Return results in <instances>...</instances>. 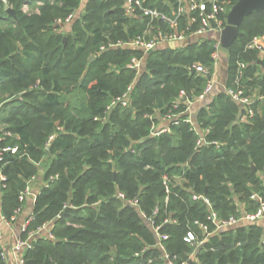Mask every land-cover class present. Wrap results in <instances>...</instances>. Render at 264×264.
Instances as JSON below:
<instances>
[{"label":"trees","instance_id":"16d2710c","mask_svg":"<svg viewBox=\"0 0 264 264\" xmlns=\"http://www.w3.org/2000/svg\"><path fill=\"white\" fill-rule=\"evenodd\" d=\"M165 1L146 4L167 10ZM229 1L231 8L238 0ZM25 4L29 11L23 10ZM82 4L0 0V173L5 176L0 213L7 221L18 216L26 201L22 193L40 178L21 238L44 225H50L53 236L36 235L23 251L25 264H162L163 253L145 216L170 235L165 244L177 256L175 264H264L263 223L214 233L194 259V246L185 241L189 231L205 236L196 221L210 224L207 206L193 193L208 196L219 218L239 216L234 196L252 202V185L261 183L258 174L264 175V113L256 111L241 122L238 103L222 93L199 110L193 125L186 122L187 103L175 105L181 90L192 100L205 91L209 76L191 67L201 62L213 75L216 41L156 49L139 75L127 65L141 51L109 48L142 33L139 21L125 15L124 1ZM9 7L15 18L7 13ZM80 8L65 32L66 18ZM164 26L156 23L155 31ZM263 35L264 9L243 20L229 48L227 86L236 79L238 62H245L241 87L246 96L256 91L264 97V54L247 47ZM131 84V104L112 105ZM158 114L175 116L169 131L151 136ZM207 128L208 140L221 145L197 149L199 133ZM14 147L15 152L5 149ZM165 173L185 180L172 184L167 203ZM134 199L138 206L127 203ZM0 264H7L1 242Z\"/></svg>","mask_w":264,"mask_h":264},{"label":"built area","instance_id":"2783aa9c","mask_svg":"<svg viewBox=\"0 0 264 264\" xmlns=\"http://www.w3.org/2000/svg\"><path fill=\"white\" fill-rule=\"evenodd\" d=\"M147 0H124V10L125 15L127 17L136 18L143 25L141 29L142 33L138 34L132 39L128 41H119L116 44H110L109 48H120V49H135L142 52L141 57L134 56L130 62L128 63V68L136 71L139 75L145 71L146 69V60L148 56L149 50L157 49L161 44L164 43H177L181 44L188 38L194 37H203L209 34H218L220 33L225 26L227 25V15L229 13L230 1L229 0H173V1H165L167 10H162L158 7H152L146 4ZM41 2H37V5H40ZM30 6L25 4L23 6L24 11H29ZM73 18V14H70L66 20L65 24L71 22ZM156 23H163L164 27H159L155 31ZM264 36V35H263ZM256 36L253 40L247 45L248 48H256L262 54H264V37ZM216 51L213 54V58L215 63L218 61L220 56V42L215 43ZM106 46H102L101 50H106ZM246 63L243 61L238 62V69L236 79L232 86L226 87V93L236 102H239L243 105L244 112L239 116V121L248 122L251 117H253L256 113L255 103L257 102V98L252 96H246L244 93L243 87H241V78L244 74V69L246 68ZM196 73L200 75L209 76V82L205 91L200 95L199 98H204L209 92L212 91L214 87V79H212L213 75H210V71L207 67H205L202 63H195L191 67ZM132 90V84L128 87L127 92L123 95V97L118 98L113 102L112 105L120 102L123 105L131 104L132 100L130 98V92ZM179 102H186L188 107L186 112H188L189 116L186 118V122L191 124H195L193 116L191 114L192 104L194 100L189 99L187 96V92L185 90H181L178 95V100L176 101V107ZM111 107L108 108L110 110ZM175 115H167V119L171 120ZM153 118V116H150ZM169 127H158L157 123H153L151 127V136H159L164 132L169 131ZM199 130V128H198ZM210 133V130L207 128L204 131H200L199 137L197 139L196 148L198 149L202 145H214L219 147L221 144L216 140L209 141L207 135ZM6 150L12 149L13 152L16 151V147L14 148H5ZM183 179L181 176L171 177L169 174L165 173L163 175V181L165 184L167 196L165 198V202L169 201L172 184L178 185L180 181ZM0 180H5V176L0 173ZM34 180V179H33ZM32 180V181H33ZM31 187L28 186L26 190L22 193L21 200H25L29 195H31ZM119 197L125 199L124 194L120 193ZM194 200H201L208 208V220L210 224L214 225V229H210L209 223H204L200 221H196V224L200 226L204 233V237L200 238L198 235L189 231L185 236V241L194 246L193 252L190 254L191 259L197 258L196 250L206 243L210 236L214 233H218L225 229H231L236 227L241 222L253 223L260 222L264 220V196L258 193H253L251 195V199L256 201L257 208L256 211L251 213L241 214L239 216L231 215L228 218L221 219L218 216L214 208V204L211 199L204 195L193 193ZM128 204H132L134 206H138V200H127ZM159 209L156 208L154 214H158ZM145 216V215H144ZM16 217H13L12 221L15 220ZM147 221L152 225L157 242L156 248H158L164 257V262L162 264H175L176 255H171L167 252L165 241L169 239L170 235L162 230V224L157 225L155 223L154 218L145 216ZM30 218L26 220L23 224L21 231L26 230L27 223ZM0 220L2 222H12L7 221L2 215L0 216ZM176 219H166L164 223H176ZM50 225H44L40 230L35 233H32L28 239L19 238L15 249L20 252V264H25L23 251L26 248L32 247L33 239L36 235L41 234L42 230L45 229L49 232ZM47 234V233H46ZM49 234V233H48ZM50 237H53L49 234ZM264 239V237H263ZM264 241V240H263ZM146 250V248L144 249ZM151 261V260H150ZM185 264V263H183Z\"/></svg>","mask_w":264,"mask_h":264},{"label":"crops","instance_id":"0c3cea01","mask_svg":"<svg viewBox=\"0 0 264 264\" xmlns=\"http://www.w3.org/2000/svg\"><path fill=\"white\" fill-rule=\"evenodd\" d=\"M166 1H168V0H166ZM81 12L82 11L80 9L79 15ZM79 15L77 17H79ZM139 24L143 25L141 22H139ZM63 28H64V26H63ZM141 28H143V26H141ZM218 34H209V35H205L203 37L188 38L187 40L182 42L180 44V46H178V47H187V46H190L193 44L194 45L200 44L205 39H211V40H215L216 42H218V41L220 42ZM169 44H171V43L161 44L158 48H168V47L172 48L171 46H168ZM178 47H176V48H178ZM173 49H175V48H173ZM228 56H224L222 53H220L219 59L215 63V69H214V73H213V77H212V79H214L215 83H214V87H213L212 91L209 92L204 98H199L200 95L197 96L196 98H194V103L192 104V108H191V114L193 116L194 121H196L197 114H198L200 109L210 107L214 103L215 99H217L222 93H226L225 89L227 87L228 78H229V57ZM199 63H201V62H199ZM192 72H193V70H192ZM249 96L257 98L256 111L258 113H264V97L258 96L256 91H253L252 94H250ZM176 100H178V98ZM236 103H238L239 107L241 108V111L238 114V118H239V116L243 113L244 108H243V105L241 103H239V102H236ZM157 118H158L157 126L159 128L160 127L161 128L162 127H169V120L167 119V116L160 117V115L158 114ZM255 171H253V169H252L253 173ZM258 175H259V178L261 180L260 181L261 183H259V185L254 183L252 185V187L256 188V190L253 191L252 194L258 193V194L264 196V175L263 174H258ZM181 180L182 181H180L179 184L182 185L185 182V180L184 179H181ZM32 182H33L31 185L32 194L26 198L23 209L20 211L19 215L16 216L15 220H13L12 222H8V223L2 222V220H0V242L2 243V246L4 248V256H5L7 264H20L19 263L20 252L16 251L15 246H16L18 239L21 238V234H22L21 229H22L23 224L26 222V220L28 218H30V216L33 212L34 199H35V196H36L37 192L39 191V189L41 188V185H42V180L40 178H35V180H33ZM249 199L252 200L251 196ZM234 201L237 204L238 209L241 212V214L251 213V212L255 211V210L250 211L249 205H253V206L255 205V207L257 206L256 201L249 202V200L241 199L237 196H234ZM0 216H1V213H0ZM261 223L264 224V220H262ZM248 224L249 223L241 222L236 227L246 226ZM236 227H234V228H236ZM46 233L48 234V232L45 229H43L42 233L40 235H44Z\"/></svg>","mask_w":264,"mask_h":264},{"label":"water","instance_id":"95a60500","mask_svg":"<svg viewBox=\"0 0 264 264\" xmlns=\"http://www.w3.org/2000/svg\"><path fill=\"white\" fill-rule=\"evenodd\" d=\"M264 9V0H238L229 10V13L227 15V25L225 28L218 34L219 40H220V53H222L224 56H228L229 54V48L231 45L235 42V40L238 38L240 34V25L243 22V20L251 15L253 12L260 11ZM7 13L12 16L16 17L15 10L12 7H9L7 9ZM67 41V38H64V42ZM168 46H171L172 48H176L180 46V44L177 43H171ZM159 49V48H157ZM154 50H149L148 55L152 54ZM94 58H91V61ZM194 72V70H193ZM253 171L256 170L255 166L252 167ZM64 214V212L61 214V216ZM258 223H261L258 222Z\"/></svg>","mask_w":264,"mask_h":264},{"label":"rangeland","instance_id":"374dc122","mask_svg":"<svg viewBox=\"0 0 264 264\" xmlns=\"http://www.w3.org/2000/svg\"><path fill=\"white\" fill-rule=\"evenodd\" d=\"M88 2V0H83V4H82V6H81V8H83L85 5H86V3ZM37 4V3H36ZM80 8V9H81ZM80 9L78 10V11H76V12H73L72 14H73V18H72V20H71V22L70 23H68V24H65L64 23V31L65 32H68V31H71V26H72V22L74 21V19L79 15V12H80ZM90 32V31H89ZM2 127H4V126H2Z\"/></svg>","mask_w":264,"mask_h":264}]
</instances>
